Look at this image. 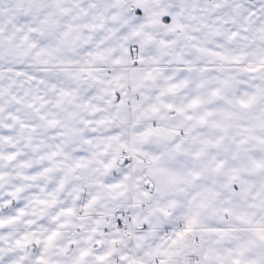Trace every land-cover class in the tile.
Here are the masks:
<instances>
[{"label":"snow or ice","instance_id":"1","mask_svg":"<svg viewBox=\"0 0 264 264\" xmlns=\"http://www.w3.org/2000/svg\"><path fill=\"white\" fill-rule=\"evenodd\" d=\"M0 264H264V0H0Z\"/></svg>","mask_w":264,"mask_h":264}]
</instances>
